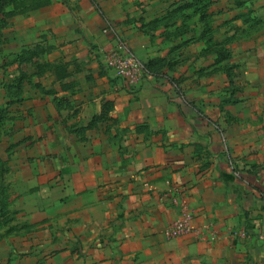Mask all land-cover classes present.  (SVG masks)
I'll return each mask as SVG.
<instances>
[{
    "label": "crops",
    "instance_id": "crops-1",
    "mask_svg": "<svg viewBox=\"0 0 264 264\" xmlns=\"http://www.w3.org/2000/svg\"><path fill=\"white\" fill-rule=\"evenodd\" d=\"M92 1L47 12L49 44L61 50L48 56L63 61L36 76L56 89L34 94L7 146L16 147L4 159L17 217L2 231L0 257L264 264V0H243L239 19L251 8L258 24L239 20L238 32L237 19L213 9L212 40L201 38L198 13L180 9L186 0ZM121 43L152 64L132 87L105 65ZM218 46L232 57L217 60ZM176 190L193 211L192 231L169 238Z\"/></svg>",
    "mask_w": 264,
    "mask_h": 264
},
{
    "label": "rangeland",
    "instance_id": "rangeland-1",
    "mask_svg": "<svg viewBox=\"0 0 264 264\" xmlns=\"http://www.w3.org/2000/svg\"><path fill=\"white\" fill-rule=\"evenodd\" d=\"M186 1L183 4L186 7L185 12L194 11L197 6L195 4L194 7L190 5L194 0ZM205 1H200V5L203 6L200 8L201 14L207 11L210 13L213 9L218 12H227L228 16L233 18V21L237 19L236 23L232 22V30L235 29L238 32L242 28L241 25H237L239 20L245 26L258 24L255 23L258 21L255 18L259 16L252 15L253 10L251 8H248V13L242 15L243 19H239V13L237 14V12L240 11L239 7L245 6L243 0H212V3L207 7ZM169 4L167 3L168 8L165 6L164 11L166 8L169 10L171 7ZM98 5L99 3L96 5V2L92 1L93 8L100 9L98 8L100 5ZM246 7H248L247 4ZM70 9L69 0H6L4 9L0 7V241L5 235V233H2L5 228H7L6 233H10L16 227L14 223L17 211L12 207L8 186V167H6L7 163L4 159L7 154L12 155L16 151V147L12 149L7 147L13 139L14 125L15 123L19 124L21 121L19 126L22 127V122H26L29 118L28 114L33 111L32 101L30 100H32L35 93L40 91L51 94L56 89L57 84L48 88L49 84L42 82V80L36 81V76L44 77V74L48 73L47 67L49 65L54 64L51 68L57 67L56 65L61 64V61H63L60 58L53 57V63H51L50 59L52 57L49 58L48 56L49 53H59L61 50H54L55 48L49 44L52 39H49L47 12L60 13ZM198 16L200 18V13H198ZM214 19L215 25L220 24L221 27L229 25L225 17H223V20L217 16ZM206 22L213 26L211 15L208 20L199 23L201 28L205 26ZM262 28L263 25L259 24L243 36L249 39L260 33ZM50 31L52 30L50 29ZM216 32L217 35L220 31L217 30ZM219 37L221 38V36ZM237 38L238 36L226 38L225 42H234ZM218 40L222 41L219 38L215 41ZM216 50L217 54L220 52L228 55L217 60L225 61L232 57L231 50H227L226 46H218ZM230 69L231 67L228 65L225 67V70ZM39 70L42 74L38 73ZM60 85L62 86L63 82ZM230 101L234 100L230 99ZM111 121L117 123L118 120L112 118ZM18 150L19 148H17ZM13 261V258L0 257V264H11Z\"/></svg>",
    "mask_w": 264,
    "mask_h": 264
},
{
    "label": "built area",
    "instance_id": "built-area-1",
    "mask_svg": "<svg viewBox=\"0 0 264 264\" xmlns=\"http://www.w3.org/2000/svg\"><path fill=\"white\" fill-rule=\"evenodd\" d=\"M104 61L106 67L114 71L115 75L128 87L139 84L147 74L145 62L130 52L123 43L118 48L107 52ZM170 202L179 208V216L167 226L166 235L169 238H177L190 233L193 211L182 198L180 191L176 190L170 196ZM261 237L264 238V234Z\"/></svg>",
    "mask_w": 264,
    "mask_h": 264
},
{
    "label": "trees",
    "instance_id": "trees-1",
    "mask_svg": "<svg viewBox=\"0 0 264 264\" xmlns=\"http://www.w3.org/2000/svg\"><path fill=\"white\" fill-rule=\"evenodd\" d=\"M200 1L201 0H194L190 4L192 7H194V4L197 6L196 9L194 10V13H200L199 22L204 21V20L206 21V20H208V18H210V14L208 13V11L207 12H202V14H201L200 8H201L202 4L200 5ZM204 3L206 5V7H207L208 5H210L212 3V0H206ZM5 6H6V0H0L1 9H4ZM185 8L186 7L183 6V8H180V9L184 10ZM211 35H212V26L206 22L205 26L203 27V30H202L201 38L204 39L206 36H210L209 40H212ZM227 56H228L227 54H222V53L219 52L217 59L220 58V57H227ZM145 65H146V68H147V73H151L152 64L150 62H146ZM101 117L105 118L106 116L104 115V116H101ZM96 118L97 117H95L94 121H96ZM107 118H109V117H107ZM94 121H93V123H94Z\"/></svg>",
    "mask_w": 264,
    "mask_h": 264
}]
</instances>
